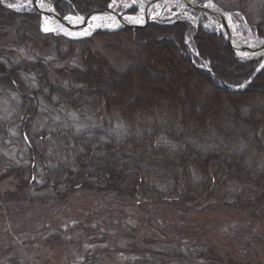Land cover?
<instances>
[{"label": "trees", "instance_id": "16d2710c", "mask_svg": "<svg viewBox=\"0 0 264 264\" xmlns=\"http://www.w3.org/2000/svg\"><path fill=\"white\" fill-rule=\"evenodd\" d=\"M52 1L61 16L75 12L84 17L111 3ZM0 27L2 38L20 44L29 40L38 48L54 45L57 57L75 59L73 66L56 71L61 84L43 60L16 63L0 49V106L5 111L0 119L2 213L25 203L63 209L77 197L82 208L108 209L97 211L94 225L86 222L90 216L80 207H69L47 222L40 220L39 230L16 231L15 238L41 236L48 254L62 248L56 253L64 255L68 244H82L80 232L99 239L91 244L108 247L111 253L119 249L116 239L126 237L156 246L158 252L148 259L154 263L166 252L161 262L175 261L179 244L158 240L157 233H164L154 226L157 215L149 218L151 238L144 240L140 219L138 227L131 226L113 216L115 206H174L186 213L231 207L264 222V66L257 71L256 62L238 61L221 34L184 22L98 32L96 38L124 40L135 48L129 62L112 67L92 53L93 39L42 34L34 9L18 11L0 1ZM61 44L68 47L64 54ZM190 47L208 70L195 63ZM10 215L4 221L9 231ZM179 234V239H189ZM254 240L262 246L256 256L225 250L222 258L214 246L188 254L205 264H264V233ZM92 245L82 252L88 263H93ZM12 256L8 264L49 260Z\"/></svg>", "mask_w": 264, "mask_h": 264}, {"label": "rangeland", "instance_id": "374dc122", "mask_svg": "<svg viewBox=\"0 0 264 264\" xmlns=\"http://www.w3.org/2000/svg\"><path fill=\"white\" fill-rule=\"evenodd\" d=\"M6 1V0H5ZM150 0H111V9L117 11L118 13H122L125 16V20L133 21L132 18H140L144 13L141 11L142 6H148ZM169 2L168 10L165 13H162V16L165 19L172 18L174 14L171 12L179 13L181 6L183 3L176 0H167ZM199 2L200 0H195ZM211 1L215 6H217L220 10H222L232 22L233 30L235 35L239 38L241 43L249 40V39H264V0H205ZM163 2V1H162ZM166 2V1H165ZM15 5V10H23V9H31L32 0H19L18 3L13 2ZM160 3V2H159ZM159 3L152 7V13H156V10ZM8 6H12V1H7ZM109 4V5H110ZM33 9V8H32ZM185 11L190 12V16L179 13L178 17H174L177 19H183L190 23L191 28L200 27L208 32H215L221 34L222 32L216 31L213 27L208 14L202 13L200 11L195 12V10L189 11L188 7L185 6ZM55 12L60 15L56 10ZM151 13V12H150ZM61 16V15H60ZM135 16V17H134ZM72 17L75 19L80 18V16L67 14L62 16V18ZM84 17V16H83ZM109 17V16H108ZM114 17V16H113ZM152 18V14L150 15ZM159 17V16H158ZM112 18V17H111ZM146 18V16L142 19V21ZM116 19V18H114ZM118 21V19H116ZM157 24H159L160 19H157ZM75 23V22H74ZM76 22L75 24H77ZM133 23H135L133 21ZM137 23V22H136ZM140 23V22H139ZM119 27V26H118ZM117 28V27H116ZM111 28L112 32L116 33L119 28ZM44 29L50 34L54 35L58 38H66L70 40H86L93 39V44L91 46V51L95 56H100L105 58L109 65L112 67L123 66L124 63L130 61L131 53L135 51L133 45L128 43L127 41H107L105 39H99L95 37V34L101 31L102 29H98L93 33L85 36L78 35L83 32L84 27L81 28H70L66 34L55 33L50 31L49 28L44 26ZM104 29V28H103ZM106 29V28H105ZM113 29V30H112ZM116 29V30H114ZM122 29H127V27H122ZM115 31V32H113ZM2 28L0 27V49L5 52L7 56H9L14 62L22 63L25 61L37 62L38 60H43L50 68H54V75L59 79V83L64 84L60 81V77L56 73L57 70L65 69L70 65L73 66L75 63L74 58L67 57L66 59L62 57L60 59L57 57V53L54 50L55 46L51 45L48 48L45 47H36L29 40L24 41V44L14 43L11 38H2ZM105 33H108L104 31ZM42 33V32H41ZM43 34V33H42ZM62 54L66 53L68 47L66 44H61L59 47ZM190 51L192 56L194 57L195 63H197L200 67L208 70V66L206 64L197 62L199 56L196 50L193 47H190ZM239 61V60H238ZM257 64V71L263 69L264 61H252ZM245 63V62H244ZM251 79V78H250ZM67 83V81L65 82ZM66 86V84H65ZM243 86H238L236 89L241 90ZM2 104V102L0 103ZM5 114V111L2 110V105L0 106V119L2 115ZM1 147V146H0ZM0 156L2 157V150L0 149ZM2 161H0V175L2 174ZM5 172V170H4ZM2 180H0V191H2ZM79 197L76 198L75 202H68L66 208L54 209L49 206H42L39 204H22L21 206L11 205L9 208L10 222H12V226L9 228L6 227L4 221L7 220L6 213H2V208L0 207V264H8L9 259L12 258V254H17V256L27 261H34L35 259H51L55 258L54 263L51 264H205V262H201L199 260H193L191 256L188 254L189 250L195 249L198 251V254L205 251L203 246L207 247L209 250L211 247H215L216 254L219 257H225V250H233V255L235 256H256V253L259 252L258 248L262 246L256 242L255 239L259 237L260 233H264V222L262 220L250 219L246 214L240 213L237 209L231 207H222V208H209L204 209L203 211H190V213L182 212L178 209V207H168V208H153L149 205H142L141 208H137L136 206H124L119 204V206H115L112 209L113 216H119V218H125L124 220H128L131 226H137V220L140 219L142 228L141 231L146 233V238L144 240H148L151 238L150 230H147V226L150 223L149 218L157 215L158 218H153L154 222L159 223L154 226L158 228L161 232L164 233L162 236L160 233H157L160 241L170 240L172 244L177 246L176 253L178 258L175 261L173 259H165L163 262L162 259L166 257L167 252L161 256L160 259H157L156 262H152L148 260L149 258H154L153 255H156V246L153 244H137V241H129L126 237L117 238L116 242L118 243L119 249L114 250L111 253L108 250V247L92 245L91 242H98L97 238H90L89 235L84 233H79V236L82 240V244L77 247L74 243L71 245H67L66 251H64V255L61 253H56L59 248L53 253L48 254L47 247L43 242L44 239L41 236H37L36 238L23 240L24 237L15 238V232L18 230H22L23 228L29 229L33 228L39 230L40 220L41 222L44 220L47 222L54 218L55 213L68 212L69 207L75 208L80 207L78 210L84 214L86 217V222L89 221L94 225H97L95 221L97 218L94 216L97 214L98 209L93 208L91 206L83 207L78 204ZM87 201V200H85ZM88 204H91L92 201H87ZM74 203V205L72 204ZM103 203V202H102ZM78 205V206H77ZM104 205V203H103ZM96 206V205H95ZM85 208V209H84ZM98 212H106L103 209ZM100 213V214H101ZM65 217V214H64ZM131 217L132 219H130ZM62 218V217H61ZM134 219V220H133ZM159 219V220H158ZM64 220V219H63ZM158 220V221H157ZM67 223V222H66ZM65 224V222H63ZM140 224V225H141ZM159 225V226H158ZM74 226V225H73ZM99 227V225L97 226ZM69 226H67L64 232H67ZM70 228H73L70 226ZM93 231V230H92ZM97 232V230H94ZM155 233V232H154ZM179 233L186 235L185 241L178 238ZM74 233L73 235H75ZM143 234V233H142ZM84 237V238H83ZM8 240L11 241V244H8ZM75 240V237L73 241ZM259 240V239H258ZM66 242H71L68 238L65 240ZM79 240H76L77 242ZM193 241V242H192ZM94 243V242H93ZM91 246V254H93L94 258H92L93 263H88L86 259H83L82 252L85 249V246ZM7 245V246H6ZM10 247L8 248V246ZM259 246V247H258ZM163 247V246H162ZM193 247V248H192ZM2 250L4 251L2 253ZM50 250V249H49ZM121 251L128 253H140L143 256H148L146 259L143 257L137 258L136 256H132V258H127L122 255ZM167 251V250H165ZM262 252V250H261ZM264 252V250H263ZM154 253V254H151ZM171 254L174 251H170ZM108 254H112L111 260L107 257ZM174 254V255H175ZM133 255V254H132ZM217 255H215L217 257ZM12 256V257H11ZM67 258V259H66ZM215 258V257H213ZM49 260L45 263L47 264ZM247 260V259H245ZM148 261V262H147ZM85 262V263H84Z\"/></svg>", "mask_w": 264, "mask_h": 264}, {"label": "bare ground", "instance_id": "6f19581e", "mask_svg": "<svg viewBox=\"0 0 264 264\" xmlns=\"http://www.w3.org/2000/svg\"><path fill=\"white\" fill-rule=\"evenodd\" d=\"M12 1V8H15L13 5H15L13 2L18 3L19 0H11ZM51 2H54L52 0H50ZM169 2L170 1H163L160 2L157 9L156 13H152V19H156L158 16V18H160V16H162V13H165L169 7ZM183 3V2H181ZM183 5H185L183 3ZM40 7L45 10V12H47L48 14H53L56 15L57 13L55 12L56 8H55V2H54V6L50 5L49 3H41ZM209 10H211L213 13L212 14H208V17L213 25V27L215 28L216 31L225 33V28L222 24L223 20L226 23V28L229 31L230 36L232 37L234 44L237 46L238 48V52H239V56L240 57H248V56H252L254 55L255 52H257L260 49L264 48V39H249L243 43H241L239 41V38L235 35L234 30H233V25L232 22L230 21V18L222 11L220 10L217 6L213 5V4H209L206 6ZM54 8V9H53ZM32 9V8H31ZM34 10H36V8H33ZM106 10H110L111 12H114L116 14L121 15L124 18V15L122 13H118L115 10H112L110 6H108L106 9L104 10H100V11H96L94 13H92L90 16L88 17H83L80 14H77L75 12L70 13L72 15H76V16H80V18L75 19L72 17H68L66 19V21L68 22H78L81 24L85 23V20L89 17H91L92 15L98 13V12H102V11H106ZM152 10V9H151ZM141 11L144 13L140 18H132V20L134 22H142L141 24L144 23V21L147 19V13L149 11V6H142L141 7ZM198 11V10H195ZM179 13H183L188 15L190 12H186L185 11V6H181L180 10L178 11ZM172 14H174L176 17H178L179 13H174L171 12ZM203 13V12H202ZM60 16V15H59ZM109 16V17H108ZM146 16V18L142 21V19ZM62 17V16H60ZM112 17V18H111ZM118 19L117 17H113L112 15L106 14V13H101V14H97L94 15L89 21L88 25L84 27V31L79 33L78 35L81 36H85V35H89L91 33H93L94 31L98 30V29H105V28H116L120 25H122V22L120 19H118V21L116 19ZM41 20V17H40ZM136 23V24H137ZM47 28L50 29V31H53L55 33H61V34H66L68 32V29L72 28L71 26H69L68 24L60 21L59 19L48 15V17L45 20V24H44ZM149 25V24H147ZM146 26V25H145ZM143 27V26H142ZM141 28V27H140ZM41 29V28H40ZM138 29V28H137ZM264 55V53H262ZM241 62V61H240Z\"/></svg>", "mask_w": 264, "mask_h": 264}, {"label": "water", "instance_id": "95a60500", "mask_svg": "<svg viewBox=\"0 0 264 264\" xmlns=\"http://www.w3.org/2000/svg\"><path fill=\"white\" fill-rule=\"evenodd\" d=\"M159 1H162V0H151L150 1V6H149V12L147 14V19L144 21L143 24H136V23H131V22H128V21H125L124 18L119 15V14H116L114 12H111L110 10H106V11H102V12H98L94 15H97V14H101V13H106V14H109V15H112L114 17H117L118 19L121 20L122 22V27H127V28H132V29H137V28H140L144 25H147V24H150V23H153L154 21L150 18V11L153 7V5H155L157 2ZM176 1H180V2H183L185 5L189 6V8L191 9H194V10H198L200 12H203L205 14H212L213 12L211 10H209L206 6L209 5V4H213L212 2H206V3H199V2H196L194 0H176ZM49 3L50 5L54 6V2H51L50 0H33V3H34V7L36 8V10L39 12L40 16H41V23H40V28H41V32L43 34H48L50 32H47L45 29H44V24H45V20L46 18L48 17V15H51L57 19H59L60 21L68 24L69 26H71L72 28H81V27H85L88 25V23L90 22L89 20L94 16L92 15L91 17L87 18L85 20V23L84 24H75L74 22H68L66 21L67 18H62L60 17L58 14L56 15H53V14H48L47 12H45V10H43L41 7H40V4L41 3ZM214 5V4H213ZM54 9V8H53ZM224 28H225V33H223V37L225 38V40L227 41L228 45L232 48L236 58L241 61V62H252V61H259V60H263L264 61V55L262 53H264V48L263 49H260L258 50L257 52L254 53V55L252 56H248V57H240L239 56V52H238V48L237 46L234 44V41L232 39V37L230 36L229 34V31L228 29L226 28V23L225 21L223 20L222 22ZM120 27V28H122ZM119 28V29H120ZM103 31H106V32H111V30L109 29H102Z\"/></svg>", "mask_w": 264, "mask_h": 264}, {"label": "snow or ice", "instance_id": "6c2138e0", "mask_svg": "<svg viewBox=\"0 0 264 264\" xmlns=\"http://www.w3.org/2000/svg\"><path fill=\"white\" fill-rule=\"evenodd\" d=\"M47 30V29H46Z\"/></svg>", "mask_w": 264, "mask_h": 264}]
</instances>
